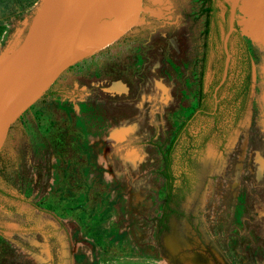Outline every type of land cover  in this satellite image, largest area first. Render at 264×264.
Wrapping results in <instances>:
<instances>
[{"label": "rangeland", "instance_id": "obj_1", "mask_svg": "<svg viewBox=\"0 0 264 264\" xmlns=\"http://www.w3.org/2000/svg\"><path fill=\"white\" fill-rule=\"evenodd\" d=\"M40 1L0 0V58ZM201 1L142 0L129 32L62 71L11 125L0 149V264H264V0L233 13L252 63L245 110L234 121L220 93L217 118L188 126L172 164L188 185L176 188L166 230L157 224L162 155L196 106ZM121 9L97 0L83 29ZM200 129L209 137L192 150Z\"/></svg>", "mask_w": 264, "mask_h": 264}, {"label": "water", "instance_id": "obj_2", "mask_svg": "<svg viewBox=\"0 0 264 264\" xmlns=\"http://www.w3.org/2000/svg\"><path fill=\"white\" fill-rule=\"evenodd\" d=\"M97 0H41L19 44L0 58V148L9 126L79 59L111 45L139 20L142 0H120L122 9L102 25L84 30V21ZM229 5L227 38L234 30L233 13L240 0H217Z\"/></svg>", "mask_w": 264, "mask_h": 264}, {"label": "flooded vegetation", "instance_id": "obj_3", "mask_svg": "<svg viewBox=\"0 0 264 264\" xmlns=\"http://www.w3.org/2000/svg\"><path fill=\"white\" fill-rule=\"evenodd\" d=\"M208 7L209 12L207 16L201 15L202 42L198 74V83H200V86L198 87L201 91V95H205L206 97L209 95L210 99H208L209 97L206 100L202 98L201 105L210 107V111L213 112V109L219 104V101L216 99H218L221 93L224 98H231V100L235 98L233 108L235 107L234 110L236 114L237 106L241 103L243 104V100L247 99L250 93L252 63L246 45L243 40L237 36V29L234 25V30L230 32L226 41L228 60L225 62L226 54L222 41L227 31L229 13L224 8L221 15L216 3L208 4ZM219 51L221 52V58H219L220 56L218 55ZM232 54L235 56H232ZM206 81L208 83H205ZM217 108L215 114H217ZM178 174H181V176L177 178L173 185V196L175 192H177L176 188H186L188 185L186 173L180 171ZM172 211L174 210L172 209ZM175 214L176 212L174 211L171 215ZM168 219L169 217L165 221L166 224Z\"/></svg>", "mask_w": 264, "mask_h": 264}, {"label": "trees", "instance_id": "obj_4", "mask_svg": "<svg viewBox=\"0 0 264 264\" xmlns=\"http://www.w3.org/2000/svg\"><path fill=\"white\" fill-rule=\"evenodd\" d=\"M217 2L221 3L223 5V7L228 11L229 5L227 3H224V2H221V1H217V0H202L200 14L207 16V13L209 12L208 4L210 5V4L217 3ZM226 17H227V15H226ZM97 52H94V53H92L90 55H87V56L79 59L78 61H76L75 63L71 64L67 68H69L72 65H74V64H76V63H78V62H80V61H82V60L90 57L91 55H94ZM199 84L200 83H198V86H200ZM45 93H46V91L44 92L43 95H45ZM202 98L206 100L208 97H206L205 95L202 96L201 95V91H200V89L198 87L195 108L186 117V119L179 125V127L176 129V131L174 132V134H173V136H172V138H171V140H170V142H169V144H168V146L166 148V151L162 155V168H161V170L159 171L158 174L162 178L163 184H164V199H163V206H162V214L157 219V224L160 227L159 229L161 231H165L166 230L165 221L167 220V218L171 214L174 213V211H172V209H170V207H168V205H170L169 203L172 201V198H173V193H172V191H173V185H174L175 181L177 180V178H179L181 176V174L174 175L173 174V171H172L173 156H174L173 154L176 152V150H177V148L179 146L178 143L182 140V138H184L186 136V134H187V137L191 135L188 132V126L197 117H204V118H210V117H212L214 119L217 118V115L215 114L217 107L213 109V112H211L210 111V107H208L206 105H204V106L201 105ZM232 101L235 103V98H233ZM245 101H246V99L243 100V104L241 103L239 106H237L238 108L236 107L237 110H236V114H235L234 121H236L238 119L240 113L245 110V107H246L245 106ZM233 102H232V104H233ZM30 107H28V108H30ZM11 125L9 126V129H10ZM203 130H205V128ZM200 132H201V129H200V131H199V133L197 135L198 138H201L200 143L199 144H196V146H191L190 149H192V150L193 149H197V148L200 149L201 147H203L204 143L207 141V139H208L209 136L207 134L200 135ZM181 152L185 153L186 152V149L185 148L184 149H181ZM179 158L181 159V161H183V155L180 154ZM162 221H163V223H162Z\"/></svg>", "mask_w": 264, "mask_h": 264}, {"label": "built area", "instance_id": "obj_5", "mask_svg": "<svg viewBox=\"0 0 264 264\" xmlns=\"http://www.w3.org/2000/svg\"><path fill=\"white\" fill-rule=\"evenodd\" d=\"M240 1H243V0H240ZM60 220V219H59Z\"/></svg>", "mask_w": 264, "mask_h": 264}]
</instances>
